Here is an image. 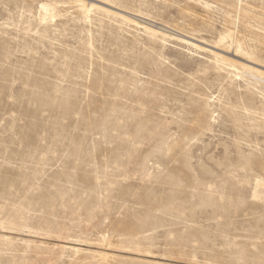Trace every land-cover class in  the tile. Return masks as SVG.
I'll return each instance as SVG.
<instances>
[{
	"label": "rangeland",
	"instance_id": "rangeland-1",
	"mask_svg": "<svg viewBox=\"0 0 264 264\" xmlns=\"http://www.w3.org/2000/svg\"><path fill=\"white\" fill-rule=\"evenodd\" d=\"M0 264H264V0H0Z\"/></svg>",
	"mask_w": 264,
	"mask_h": 264
}]
</instances>
